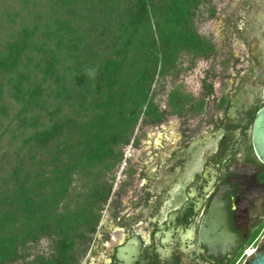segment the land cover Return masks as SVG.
<instances>
[{"label":"trees","instance_id":"trees-1","mask_svg":"<svg viewBox=\"0 0 264 264\" xmlns=\"http://www.w3.org/2000/svg\"><path fill=\"white\" fill-rule=\"evenodd\" d=\"M212 1L0 0V264H80L138 126L187 112L158 95L216 52Z\"/></svg>","mask_w":264,"mask_h":264},{"label":"flooded vegetation","instance_id":"flooded-vegetation-1","mask_svg":"<svg viewBox=\"0 0 264 264\" xmlns=\"http://www.w3.org/2000/svg\"><path fill=\"white\" fill-rule=\"evenodd\" d=\"M226 5L233 10L223 30L237 50L230 44L220 69L205 70L199 93L185 95L193 100L181 95L186 113L150 125L154 132L139 134L138 146L134 136L80 264H243L264 236V153L255 142L264 108V0ZM217 198L238 237L228 252L202 241Z\"/></svg>","mask_w":264,"mask_h":264},{"label":"rangeland","instance_id":"rangeland-1","mask_svg":"<svg viewBox=\"0 0 264 264\" xmlns=\"http://www.w3.org/2000/svg\"><path fill=\"white\" fill-rule=\"evenodd\" d=\"M228 1L229 0H213L212 4L215 5L216 12L218 10V15L215 14L214 17L209 18V14H210L209 6L205 5L204 7H201L202 16H197L194 20L196 22V27H197L198 32L201 35L205 36L206 38L210 39L212 42H215L218 46L217 49L218 48L220 49L221 54L222 53H226V54L229 53L231 50L230 49L231 45L234 48H236V50H237V46H238L236 42L232 41L230 43L228 41L227 34L223 30L225 28V25H226L225 24L226 23L225 22V16H227V13H229L230 11L233 10L232 5L231 6L226 5V2H228ZM243 52L245 53L244 50H243ZM217 64H218V62H210L209 61V63H208L207 61L201 60V61L197 62L196 66H195V70L194 71L189 70L188 72L184 73L182 75L183 78L180 77L176 80L175 77L172 78V77L167 76V81H166L167 86H166L165 90L162 91L158 95V100L160 102V105L162 106L161 102H163L164 105L168 106L169 92L176 85L181 86V91L183 94H193V93L197 94V93H199L200 86H201L200 85L201 84L200 79L204 75V72H205L203 70L205 68H209L213 71H218V68L216 67ZM227 68H229V64L227 65ZM177 81H179V83ZM183 85H186V87L183 88ZM175 95H177V97H179V95L177 93ZM184 98L189 100V97H187V96H184ZM185 113H186V111H185ZM121 170H122V168H121ZM120 171H119V174H120ZM48 246H49V244L47 242H44L39 247V249L47 251ZM241 262H243V261H241ZM239 264H241V263H239Z\"/></svg>","mask_w":264,"mask_h":264},{"label":"water","instance_id":"water-1","mask_svg":"<svg viewBox=\"0 0 264 264\" xmlns=\"http://www.w3.org/2000/svg\"><path fill=\"white\" fill-rule=\"evenodd\" d=\"M256 127L257 140L255 142L258 144V149L264 153V108L260 111ZM204 225L202 241L210 248L228 252L234 245H237L238 237L231 230L227 210L220 198L215 199L204 220ZM243 264H264V236L252 254L246 256Z\"/></svg>","mask_w":264,"mask_h":264},{"label":"crops","instance_id":"crops-1","mask_svg":"<svg viewBox=\"0 0 264 264\" xmlns=\"http://www.w3.org/2000/svg\"><path fill=\"white\" fill-rule=\"evenodd\" d=\"M217 13V12H216ZM215 45H216V52L209 58V59H200V60H198V61H201V60H203V61H207L208 63H209V61L210 62H217V59H218V57H222V56H224V54L225 53H222L221 54V52H220V49L218 48L217 49V44L215 43V42H213ZM197 61V62H198ZM197 62H196V64H197ZM196 64H195V66H196ZM211 64V63H210ZM228 65V64H227ZM195 66L192 68V69H190L189 68V65H188V63L186 62V63H184V67H186V68H184L183 70H180V71H178V72H175V74H177L176 76L174 75V74H171V75H169L168 77H175V78H180L184 73H186V72H188L189 70H191V71H194L195 70ZM217 68H218V70L220 69V66H219V64H217V66H216ZM207 69H209V68H205L203 71H205V70H207ZM209 70H211V69H209ZM216 72V71H215ZM192 100H193V98H192ZM162 109L163 108H165V107H167V105H163V107L162 106H160ZM168 107H169V105H168ZM194 108V107H193ZM171 108L169 107V110H170ZM170 114H173V113H170ZM156 124H158V123H156ZM151 125H154V124H151ZM147 126H148V128H147ZM150 125H142V124H140L139 126H138V128H137V130H136V133H135V135L137 136V138L139 137L138 135L139 134H142V133H144L145 132V129L148 131V132H154V128L153 127H149ZM130 147V145L128 146V148ZM127 148V149H128Z\"/></svg>","mask_w":264,"mask_h":264},{"label":"built area","instance_id":"built-area-1","mask_svg":"<svg viewBox=\"0 0 264 264\" xmlns=\"http://www.w3.org/2000/svg\"><path fill=\"white\" fill-rule=\"evenodd\" d=\"M254 250H255V249H254L253 247H250L249 249H247V250L245 251V257H246L247 255H251L252 252H253Z\"/></svg>","mask_w":264,"mask_h":264}]
</instances>
